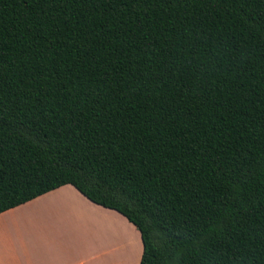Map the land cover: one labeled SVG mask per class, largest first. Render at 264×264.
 I'll return each mask as SVG.
<instances>
[{
	"label": "trees",
	"instance_id": "obj_1",
	"mask_svg": "<svg viewBox=\"0 0 264 264\" xmlns=\"http://www.w3.org/2000/svg\"><path fill=\"white\" fill-rule=\"evenodd\" d=\"M65 185L139 264H264V0H0V214Z\"/></svg>",
	"mask_w": 264,
	"mask_h": 264
},
{
	"label": "crops",
	"instance_id": "obj_2",
	"mask_svg": "<svg viewBox=\"0 0 264 264\" xmlns=\"http://www.w3.org/2000/svg\"><path fill=\"white\" fill-rule=\"evenodd\" d=\"M26 207V214L19 211ZM118 214L70 185L50 191L0 214V264H139L125 233L132 224ZM111 221L112 232L106 234ZM139 244L142 255L140 238Z\"/></svg>",
	"mask_w": 264,
	"mask_h": 264
},
{
	"label": "rangeland",
	"instance_id": "obj_3",
	"mask_svg": "<svg viewBox=\"0 0 264 264\" xmlns=\"http://www.w3.org/2000/svg\"><path fill=\"white\" fill-rule=\"evenodd\" d=\"M19 211L20 212H23V213H25L26 214V212H27V207L26 208H21V209H19ZM113 212H115V211H113ZM116 214H118L117 212H115ZM119 216H120V214H118ZM120 218H122V216L120 217ZM17 220H20L21 219V215L20 216H18L17 218H16ZM124 220V219H123ZM126 220V219H125ZM127 221V220H126ZM128 222V221H127ZM109 226L106 228V234H111V232H112V228H113V224H112V221L111 222H109V223H107ZM5 225H8L7 223L5 224ZM115 225V224H114ZM114 228L115 229H117V230H120L121 229V232H120V234H123V232H122V227L120 228L119 226H114ZM116 230V231H117ZM136 230V229H135ZM137 231V230H136ZM138 232V231H137ZM119 233V232H118ZM126 236H129L131 239H132V249H131V254H132V257H133V260H134V262L137 260V258H138V255H139V257H141V254H139V246H140V244H139V238H140V234H138V233H134V226H132L131 225V227H130V230H128L127 231V229H126ZM140 241H141V238H140ZM141 245H142V243H141ZM140 259V258H139Z\"/></svg>",
	"mask_w": 264,
	"mask_h": 264
},
{
	"label": "bare ground",
	"instance_id": "obj_4",
	"mask_svg": "<svg viewBox=\"0 0 264 264\" xmlns=\"http://www.w3.org/2000/svg\"><path fill=\"white\" fill-rule=\"evenodd\" d=\"M131 239V238H130Z\"/></svg>",
	"mask_w": 264,
	"mask_h": 264
}]
</instances>
